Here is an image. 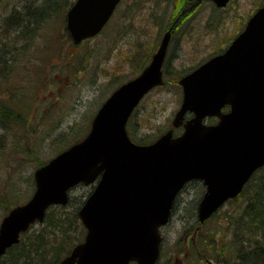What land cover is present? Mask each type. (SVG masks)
I'll return each mask as SVG.
<instances>
[{
    "label": "water",
    "instance_id": "1",
    "mask_svg": "<svg viewBox=\"0 0 264 264\" xmlns=\"http://www.w3.org/2000/svg\"><path fill=\"white\" fill-rule=\"evenodd\" d=\"M120 0H75L65 29L75 44L99 34ZM202 0H197L200 2ZM224 7L229 0H210ZM228 49L179 80L183 99L172 121L184 132H165L152 144L131 141L126 124L141 98L163 85L162 63L170 31L139 76L112 92L93 117L87 136L33 173L35 190L0 224L2 256L47 209L67 205L68 191L96 183L79 208L86 234L59 264H156L160 226L190 180L206 187L198 220L209 219L240 194L264 166V6ZM229 106L227 114L221 108ZM186 112L194 117L183 123ZM219 117L206 126V117Z\"/></svg>",
    "mask_w": 264,
    "mask_h": 264
},
{
    "label": "rangeland",
    "instance_id": "2",
    "mask_svg": "<svg viewBox=\"0 0 264 264\" xmlns=\"http://www.w3.org/2000/svg\"><path fill=\"white\" fill-rule=\"evenodd\" d=\"M262 4L264 0H234L223 13L215 12L209 4H204L186 21L187 16L179 17L184 0H125L99 35L79 45L65 42L67 59L75 54L81 57L77 60L81 66L77 62L71 66L58 61L56 67L46 72L49 76L58 73L55 74L58 84L51 85L50 90L44 88L40 91L43 98L40 106L49 111L48 115L57 114L52 120H45L46 128L52 137L76 124H79L77 129L81 126L88 131L100 104L119 85L140 74L141 69L150 63L165 27L180 20L172 41L173 53L165 64L164 81L167 84L153 89L144 97L127 127L131 139L137 143L154 142L172 127L171 121L180 107L181 92L176 85L177 79L213 53L221 52L229 38ZM54 146L49 141L42 144L38 158L45 163L54 158L59 153L54 152ZM36 168L28 161L16 164L10 156L0 161V191L6 196L13 192L9 199L17 200L8 209L0 202V221L11 208L22 205L31 196L34 190L32 176ZM253 182L254 179L249 185ZM92 188L78 185L70 195L75 199L84 198ZM202 194V185L192 183L179 195L169 224L160 231L163 242L158 264H209L206 259H197L195 251L192 253L193 249L186 246L197 229H202L196 215ZM234 205H224L219 211L220 217L234 212ZM68 209L73 210V205ZM217 221L214 218L207 221L204 229L212 231L217 227ZM39 227L35 224L34 229Z\"/></svg>",
    "mask_w": 264,
    "mask_h": 264
},
{
    "label": "trees",
    "instance_id": "3",
    "mask_svg": "<svg viewBox=\"0 0 264 264\" xmlns=\"http://www.w3.org/2000/svg\"><path fill=\"white\" fill-rule=\"evenodd\" d=\"M72 2L0 0V161L10 156L16 164L28 161L39 168L45 163L37 156L42 144L49 141L55 145L54 152H60L88 132L81 126L77 129L76 124L52 137L44 123L57 114L48 115L40 106V91L58 84V73L52 77L46 72L58 61L72 66L81 60L75 54L67 59L65 47L66 41L73 44L65 30V14ZM253 179V185L247 183L240 195L228 201L236 205L234 212L224 218L220 213L213 215L218 219L216 229L206 230L204 223L190 237L186 246L195 251L197 259L213 264H264V167L250 181ZM12 193L6 196L0 191L6 209L17 202L9 199ZM87 195L76 199L70 195L67 206L50 207L45 222L26 231L0 264H59L85 235L77 212Z\"/></svg>",
    "mask_w": 264,
    "mask_h": 264
},
{
    "label": "flooded vegetation",
    "instance_id": "4",
    "mask_svg": "<svg viewBox=\"0 0 264 264\" xmlns=\"http://www.w3.org/2000/svg\"><path fill=\"white\" fill-rule=\"evenodd\" d=\"M124 1L125 0H121L119 3H118V5H117V7H116V9H115V12L118 10V8L120 7V6H122V4L124 3ZM234 2V0H229V2L227 3V5L225 6V7H223V8H219V7H217V5L214 3V2H212V1H207V0H204V1H200V2H197V0H184V6H183V8L181 9V12L179 13L180 15H179V17H183V16H187V19H186V21L189 19V17L191 16H193V13L198 9V8H201V7H203L204 6V4H209L210 6H211V8H212V10L213 11H215V12H218V13H223V11L224 10H226L228 7H229V5H231L232 3ZM262 5H264V4H262ZM262 5H260V6H262ZM115 14V13H114ZM252 16V14L248 17V19L245 21V24L242 26V28L241 29H239V31H237L236 33H235V35L234 36H232V37H230L229 38V40H228V43L226 44V47L221 51V52H219V53H217V54H221V53H223L224 51H226L227 49H228V47H229V45L239 36V33L240 32H242L244 29H245V27H246V25L248 24V20L250 19V17ZM190 17V18H191ZM186 18V17H185ZM175 22V21H174ZM171 23V25H169L168 27H165V29H164V31H163V34H162V36L167 32V31H170V41H169V43H168V45H167V50H166V55H165V57H164V63L162 64V72H163V77L165 76V74H166V66H165V64H166V61L169 59V57L172 55V53H173V48H172V41H173V39H174V33H175V27H176V25H178V23L180 22V20H177L175 23ZM184 23V22H183ZM209 23V22H208ZM183 26V25H182ZM161 36V37H162ZM163 38V37H162ZM162 38H161V41H162ZM161 41H160V43L158 44V46H157V48H156V50H155V52L158 50V47L160 46V44H161ZM154 52V53H155ZM154 53H152V55L154 54ZM217 54H212V55H210L209 57H207V60H205V61H203V62H201V63H199V64H197L196 66H194L193 68H190V69H188L187 71H185V73L180 77V78H182V77H184L185 75H187V74H189V73H191V72H193L194 70H196V68L198 67V66H200V65H202V64H204V63H206L209 59H211L212 57H214V56H216ZM152 55H151V57H152ZM151 57H150V60H151ZM151 62V61H150ZM179 78V79H180ZM179 79H177V83H176V85L177 86H179V89H180V92H181V100H180V103H181V101H182V97H183V92H182V88L180 87V85H179ZM165 82V81H164ZM167 84V82H165V84L164 85H166ZM163 85V86H164ZM162 86V87H163ZM162 87H157V88H162ZM154 89H156V88H154ZM229 110H230V108H229V106H224V107H222L221 108V110H220V112L221 113H224V114H227L228 112H229ZM194 116H193V114H190V113H186V117H185V120H184V122H187V120H189V119H191V118H193ZM205 124L206 125H209V124H216L218 121H219V118H214V117H209V118H206L205 120ZM184 131V129H183V127H180V128H176L175 130H174V132H173V136L174 137H176V136H178V135H180V134H182V132ZM192 183H198L200 186L202 185V187H203V194H202V196L204 195V191H205V188H204V186H203V183H202V181L200 182V181H196V180H192V181H189V183L188 184H186L184 187H183V189L179 192V195L181 194V192L183 191H185V189L187 188V187H189L190 186V184H192ZM179 195H178V197L176 198V201H175V203H174V207H173V211H174V208H175V204H176V202H177V200H178V198H179ZM202 196H201V198H202ZM201 198H200V200H201ZM199 203V202H198ZM199 205V204H198ZM172 211V212H173ZM195 234H196V232H195ZM186 242H187V239L185 240ZM187 247H189L188 245H187ZM188 249V248H187ZM204 261V260H203ZM216 264V263H215Z\"/></svg>",
    "mask_w": 264,
    "mask_h": 264
},
{
    "label": "bare ground",
    "instance_id": "5",
    "mask_svg": "<svg viewBox=\"0 0 264 264\" xmlns=\"http://www.w3.org/2000/svg\"><path fill=\"white\" fill-rule=\"evenodd\" d=\"M179 195V194H178ZM22 235V234H21ZM264 245V244H263ZM264 247V246H263Z\"/></svg>",
    "mask_w": 264,
    "mask_h": 264
}]
</instances>
